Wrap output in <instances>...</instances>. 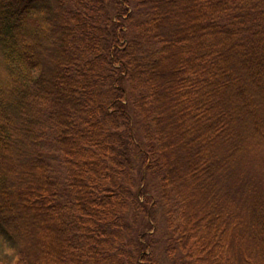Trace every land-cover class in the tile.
Segmentation results:
<instances>
[{
  "label": "trees",
  "instance_id": "obj_1",
  "mask_svg": "<svg viewBox=\"0 0 264 264\" xmlns=\"http://www.w3.org/2000/svg\"><path fill=\"white\" fill-rule=\"evenodd\" d=\"M0 264H264V0H0Z\"/></svg>",
  "mask_w": 264,
  "mask_h": 264
},
{
  "label": "rangeland",
  "instance_id": "obj_2",
  "mask_svg": "<svg viewBox=\"0 0 264 264\" xmlns=\"http://www.w3.org/2000/svg\"><path fill=\"white\" fill-rule=\"evenodd\" d=\"M18 187H19V185H18ZM161 219H162V218H161V216H160V221H161ZM154 230H158V229H157V228H155ZM154 230H153V231H154ZM163 262H164V260H163Z\"/></svg>",
  "mask_w": 264,
  "mask_h": 264
}]
</instances>
